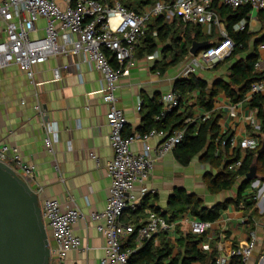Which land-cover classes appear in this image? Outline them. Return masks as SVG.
Segmentation results:
<instances>
[{
  "label": "crops",
  "instance_id": "0c3cea01",
  "mask_svg": "<svg viewBox=\"0 0 264 264\" xmlns=\"http://www.w3.org/2000/svg\"><path fill=\"white\" fill-rule=\"evenodd\" d=\"M215 6L218 11L225 5ZM259 10L252 7L247 19L243 18L249 31H259L264 25V21L258 18ZM164 20L168 24L176 23L182 39L187 23L180 17L172 21L165 18ZM199 25L202 33L210 36V42L221 37L220 26L226 29L225 21L222 19L220 26L215 23ZM5 35V23L0 16V40L4 39ZM262 43L264 41L260 44ZM260 44L257 47L258 56L255 61L258 67L255 68L264 73V45ZM170 45V40L158 42L155 52L142 54L139 53L140 49L136 48L133 64L128 66L126 63V70L120 77L115 92L117 105L123 109L127 118L125 135H143L145 113L153 108L154 101L159 103L163 110L164 95L171 90L174 91L176 80L185 76L182 72L190 61V56L177 63L181 65L169 73L167 69L177 64L163 66L172 60L174 50L169 48ZM243 56L244 54L238 55ZM112 63H115V60ZM55 67L61 68L60 78L54 76ZM213 67L199 69L194 74L207 80L210 85L219 79L228 80L225 73L219 69L213 70ZM33 70V78L17 65L0 70V143L16 146L23 161L35 164L37 174L32 186L35 189L42 188L39 193L40 201L45 198L57 199L62 209L78 208L86 215L74 224V232L81 239V248L69 250L66 253L65 264H100L105 254L106 238L104 233L97 229V223L88 215L92 211H101L106 207L111 183L106 164L112 159L113 150L106 117L109 106L102 97L104 92L102 73L87 61L83 53L51 56L43 63L36 64ZM249 101L250 98H246V94L242 100L234 101L221 91L214 97L212 111H208L210 115L213 111L221 113L218 120L219 135L215 140V154H221L224 161L227 160V155L232 154L234 148L230 145L226 147L223 142L218 143L223 135L240 139L245 135L254 134L260 140L264 139L263 129L260 132L249 125L251 117H256L263 125L262 118L249 105ZM139 102L142 103L141 108H138ZM202 112L207 111L196 103V93H190L184 96L181 106L167 116L160 129L169 135L173 132L172 125L178 120L176 116L185 113L180 121L186 116ZM47 124H53L56 129L54 152L49 151L45 145ZM162 139L161 135L155 134L147 139L146 143L150 147H155ZM143 145L142 140H135L131 145L133 152L139 154ZM179 145L170 153L156 159L150 176L143 184L135 185L138 195V189L140 190L142 186L147 188V192L142 196L143 202L139 210L126 213L123 217L125 221L145 220L149 212L154 211L152 209L154 205L160 213H164L167 210L168 199L177 187L197 194L208 206L236 197L239 182L230 190L209 192L203 174L212 166L203 161L200 154L193 157L188 164L181 163L177 154L183 149ZM216 171L213 168V173ZM252 193H255L256 198L253 206L245 207L242 202L238 205L230 202L220 210L219 217L210 222L198 244L206 253L205 259L194 261L192 264H214L215 258L221 254H228L231 249L239 247L253 236L256 238V245L247 264H264L263 178L255 183L251 182L243 192ZM167 217L164 218L170 227L154 236L153 243L159 246L162 240H169L173 245L174 256L180 248H184L183 237L191 232L190 223L194 216L186 211L171 220ZM48 232L51 248H55L56 241L50 227ZM129 236L125 239V248H130ZM220 243L223 245L222 249L218 246Z\"/></svg>",
  "mask_w": 264,
  "mask_h": 264
},
{
  "label": "built area",
  "instance_id": "2783aa9c",
  "mask_svg": "<svg viewBox=\"0 0 264 264\" xmlns=\"http://www.w3.org/2000/svg\"><path fill=\"white\" fill-rule=\"evenodd\" d=\"M226 5L233 9L250 4L256 9H264V0H152L141 11L130 9L120 1L104 4L99 0H0V16L5 23V37L0 40V70L10 65H17L30 78L34 75V66L43 63L51 56L79 54L86 55L95 69L103 76V100L109 109L106 117L110 128V144L113 157L106 164L107 174L111 179L106 207L101 211H92L89 218L97 223L96 227L106 238L105 254L100 264H131L132 249L125 248L127 236L136 232L135 247L144 240H149L170 225L166 219L155 211H150L145 220L125 221L124 215L136 211L141 206L142 196L147 192L141 187L139 195L135 185L143 184L150 176L156 159L173 151L183 140L185 131L176 129L169 135L157 127L143 135H125L127 123L125 112L117 105L116 90L120 77L128 66L133 64L135 50L142 43L148 31L149 21L156 16H163L172 21L180 17L185 23L221 25V18L215 5ZM44 20L40 25L39 21ZM245 19L235 25L236 30L244 29ZM156 34V32H154ZM221 37L208 48L191 55L190 61L183 69L186 76L199 69L213 67L228 56L234 42L227 30L220 26ZM261 46L264 43L260 44ZM111 58L115 60L112 63ZM258 67V63L255 65ZM54 76L61 77V68H54ZM264 92V80L255 81L246 93L252 98L255 93ZM184 101L181 95L171 90L163 97L164 109L156 115L160 119L167 111L179 108ZM142 103L139 102L138 108ZM210 113L202 112L186 117L185 123H197L208 119ZM262 122L256 117L249 118V125L260 129ZM263 127V126H262ZM155 134L163 139L150 147L146 140ZM56 129L53 124L46 125L45 145L54 152ZM142 140L144 145L139 154L132 150V143ZM231 147L256 149L260 145L257 135H245L240 139L230 136L227 141ZM93 157L97 159L96 155ZM0 161L10 165L20 176L34 180L37 169L35 164L23 161L16 146L0 143ZM242 159L229 165L238 169ZM35 189V188H34ZM41 187L35 189L39 194ZM41 214L47 227H50L56 241L51 248V264H65L66 253L81 248V239L74 232V224L86 215L78 208L62 209L57 199L45 198L41 201ZM210 226L209 221L192 218V233L204 234ZM256 238L239 247L231 249L228 254H221L214 264H247L253 254ZM219 248L222 249L220 243Z\"/></svg>",
  "mask_w": 264,
  "mask_h": 264
},
{
  "label": "trees",
  "instance_id": "16d2710c",
  "mask_svg": "<svg viewBox=\"0 0 264 264\" xmlns=\"http://www.w3.org/2000/svg\"><path fill=\"white\" fill-rule=\"evenodd\" d=\"M99 1L104 4H113L115 1H120L130 9L141 11L152 0H129L128 3L123 0ZM166 1L173 2L174 0ZM251 8L252 6L247 4L236 9L226 5L218 9L220 18L225 21L229 37L234 42V47L231 53L216 63L214 67H217L224 61L229 62L228 80L219 79L210 85L204 78L189 73L177 79L174 85V91L180 94L181 98L184 99V96L195 92L196 103L202 109L212 111L214 97L219 92L223 91L232 100L239 101L244 98L253 82L264 80V73L255 68V61L258 56L257 47L264 41V25L256 32L249 31L247 24L241 30H234L233 28L243 18L247 19ZM258 18L262 22L264 21V9L259 10ZM148 26V31L142 39V43L137 48L140 49V54L145 52L153 53L157 49L158 42L170 40L171 45L169 48L174 50V54L172 60L169 63H164L163 66L177 64L186 56H190V47L196 40L209 41L210 46L216 43V41L210 42V36L202 33L199 24L187 23L182 39L176 23H166L163 16L153 17L149 21ZM240 54H244V56L238 57ZM113 60L111 58L112 62ZM249 105L257 111L258 116L263 120L264 94L255 93L250 99ZM173 110L175 111L177 108ZM173 110L170 112L167 111L160 119H156L155 116L161 114L162 110L161 105L154 101L153 108L148 110L144 115L142 128L146 132L153 127H163L167 116L174 113ZM182 115L179 117L176 116L178 120L174 122L171 129V131L176 129H183L185 131L184 138L179 145L183 150L177 154L180 162L188 164L193 157L200 154L203 161L208 162L217 170L216 173L208 172L204 176V181L209 192L218 193L220 191L230 190L238 182L240 183L239 189L235 198L208 206L204 204L202 198L197 194L190 193L185 188L177 187L171 193L168 199L167 210L164 213H160L155 205L152 209L163 217L168 216L167 218L169 220L177 218L184 212L189 211L196 218L213 222L219 217L220 210L225 208L230 202H233L235 205L242 202L245 207L253 206L256 202L255 193L243 194L244 190L252 182L247 181L245 176L250 166L256 161L259 177L264 180V152L262 154H258L257 152L264 139L261 138L260 145L256 149H242L239 146L234 147L232 154L227 155V160L224 161L221 154H215V140L219 135L218 120L221 117L220 111H213L210 117L200 124H186L184 121L187 116L179 121ZM262 129L263 127L261 126L259 131L262 132ZM228 138L226 135H223L218 140V143L221 144L223 140L227 141ZM228 145V142L225 143L226 147ZM239 158L242 159L241 166L236 170L230 169L229 165ZM135 238L136 232L132 233L128 240L130 249L133 250L130 256L131 264H192L194 261H203L206 257V253L198 247V244L203 239V234L186 233L183 237L185 240L184 248H180L179 252L174 256L173 245L169 240L164 239L161 245L156 246L153 243V237L149 240H144L139 247H135ZM237 261L234 258L233 261L231 260V263L236 264Z\"/></svg>",
  "mask_w": 264,
  "mask_h": 264
},
{
  "label": "water",
  "instance_id": "95a60500",
  "mask_svg": "<svg viewBox=\"0 0 264 264\" xmlns=\"http://www.w3.org/2000/svg\"><path fill=\"white\" fill-rule=\"evenodd\" d=\"M209 46V41H194L190 56ZM262 126L264 131V118ZM257 152H264V141ZM245 179L253 183L260 179L256 161ZM50 261L51 244L39 194L27 179L0 161V264H51Z\"/></svg>",
  "mask_w": 264,
  "mask_h": 264
},
{
  "label": "rangeland",
  "instance_id": "374dc122",
  "mask_svg": "<svg viewBox=\"0 0 264 264\" xmlns=\"http://www.w3.org/2000/svg\"><path fill=\"white\" fill-rule=\"evenodd\" d=\"M123 1H125L126 3H128V1L129 0H123ZM40 25H43L44 23H43V20L41 19L40 20V23H39ZM217 28H219V27H217ZM219 33V32H218ZM181 65V63L180 64H177V65H174V66H170L168 69H167V72L169 73V72H171L172 70H174V69H176L177 67H179ZM228 66H229V62H222V63H220L217 67H213L212 69L213 70H220V71H222L223 73H225V75H227V70H228ZM184 75V74H183ZM208 169V168H207ZM208 172H210V173H213V168L211 167V169L209 168L207 171H205L204 172V174H203V176L204 175H206V173H208ZM25 179H27L28 180V182L32 185V183H33V181H32V179H30V178H28V177H25Z\"/></svg>",
  "mask_w": 264,
  "mask_h": 264
}]
</instances>
